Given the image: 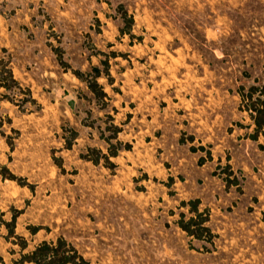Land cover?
Here are the masks:
<instances>
[{
    "label": "rangeland",
    "instance_id": "374dc122",
    "mask_svg": "<svg viewBox=\"0 0 264 264\" xmlns=\"http://www.w3.org/2000/svg\"><path fill=\"white\" fill-rule=\"evenodd\" d=\"M0 62L19 83L0 89V264L21 257L15 216L25 253L65 237L92 264H264V138L240 96L264 85V0H0ZM107 140L118 157L89 154ZM197 199L200 238L180 224Z\"/></svg>",
    "mask_w": 264,
    "mask_h": 264
},
{
    "label": "trees",
    "instance_id": "16d2710c",
    "mask_svg": "<svg viewBox=\"0 0 264 264\" xmlns=\"http://www.w3.org/2000/svg\"><path fill=\"white\" fill-rule=\"evenodd\" d=\"M133 19L130 20V25L133 23ZM103 65L107 67L106 75L110 77L108 68L109 62H102ZM76 76L83 80V74L80 72L75 73ZM90 79L86 80L89 84V88L93 93L97 92V88L99 84L97 82L98 78L103 75V71L100 67H94L92 72L89 74ZM13 85H19L17 80L14 78L13 71L7 66L3 65L0 62V89H5L6 91H11ZM107 96V94H102ZM243 102V108L247 111L254 122L255 125V133L252 135L253 140H259L260 137L264 138V85L260 87H252L248 91L242 90L240 94ZM74 140L78 138V134L73 136ZM112 140H107L109 143V154L103 155L94 150H90L98 155H102L104 159L107 161L110 160L111 157H118V152L116 147L111 144ZM264 147L263 145H261ZM113 147V148H112ZM91 156H85L87 159H91L95 164L99 163V160L95 158H90ZM200 200H192L190 202H183V205L190 207V213L195 214L187 224L181 222V227L185 230L189 235L193 237L200 238V234H197V230H195L194 225L201 228V231L206 233H211V230L208 227H205L202 223L203 220L197 221V218H201L203 213L200 212ZM184 217V216H182ZM16 216L14 217L13 221L10 223H6V227L9 232V236L15 237L17 240L20 241L21 249V257L17 260L13 261V264H92L90 260H88L80 251L79 249L70 241H68L65 237H59L56 241L47 242L44 241L38 244L33 250L25 253V250L28 248V242L23 236L16 235ZM192 224V225H191ZM38 229H33L32 233L36 234ZM17 244V243H15Z\"/></svg>",
    "mask_w": 264,
    "mask_h": 264
},
{
    "label": "crops",
    "instance_id": "0c3cea01",
    "mask_svg": "<svg viewBox=\"0 0 264 264\" xmlns=\"http://www.w3.org/2000/svg\"><path fill=\"white\" fill-rule=\"evenodd\" d=\"M252 124H253L252 127H253V129H254V132H253L251 135H249V138H250L252 141L258 142V141H259L261 138H263V137H260L259 140H257V141L252 139V135L255 133V125H254V122H253V121H252ZM114 158H115V157H114ZM197 200H199V199H197ZM200 202H201V204H202V201H201V200H200ZM201 204H200V205H201Z\"/></svg>",
    "mask_w": 264,
    "mask_h": 264
}]
</instances>
